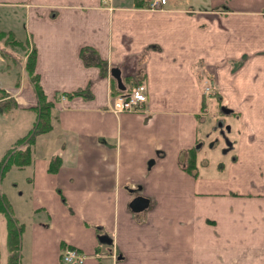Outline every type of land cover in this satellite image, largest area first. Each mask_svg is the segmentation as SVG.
<instances>
[{
	"label": "crops",
	"instance_id": "0c3cea01",
	"mask_svg": "<svg viewBox=\"0 0 264 264\" xmlns=\"http://www.w3.org/2000/svg\"><path fill=\"white\" fill-rule=\"evenodd\" d=\"M152 1L0 0L24 10L26 36L14 37L20 64L10 51V62L0 57V88L14 111L33 114L34 51L55 105L52 131L36 138L31 164L16 168L27 172L29 197L28 220L16 218L20 264H66L67 246L85 264H264V0H197L200 8L167 0L156 9ZM139 83L144 110L109 109L112 94ZM209 86L231 111L217 121L233 157L217 168L199 156L217 125L212 108L204 112ZM193 151L196 177L182 169ZM137 197L148 209L132 211Z\"/></svg>",
	"mask_w": 264,
	"mask_h": 264
},
{
	"label": "rangeland",
	"instance_id": "374dc122",
	"mask_svg": "<svg viewBox=\"0 0 264 264\" xmlns=\"http://www.w3.org/2000/svg\"><path fill=\"white\" fill-rule=\"evenodd\" d=\"M207 4H210V1H205ZM195 7L200 8L199 1L195 0ZM23 9L20 8H12L9 5H1L0 6V30H3V26H5L6 31H12V36L17 39L25 40V25L23 21ZM25 15V14H24ZM14 41L10 39H3L0 41V57L4 58L6 61L10 62L11 57L4 55L5 51L12 53L15 59L18 60V64H20V59L18 54H23V49H18L16 45L13 44ZM26 44V43H25ZM24 46V45H21ZM11 55V56H13ZM2 69V68H0ZM4 70H11L12 73V80L14 82L20 81L18 76L22 74L20 69H17L16 66L13 69H9L8 65L3 66ZM1 72V71H0ZM15 74V75H14ZM217 91H213L209 98H207V108L204 112L209 113V119L211 126L217 122V119H222V113L220 112L219 105L222 104V100L218 98ZM12 96V95H11ZM212 104L214 106H212ZM36 106V104H35ZM33 106V107H35ZM31 107V108H33ZM13 109L11 112H5L4 108L0 107V163L2 162L3 158L7 154L9 157H12L16 151H21L26 148L28 141H25L22 145H18V141L20 138L24 137L28 133L29 128L34 127V123L32 121L33 117H37L36 113L30 114L24 111H14ZM26 110V109H24ZM218 113H220L218 115ZM222 116V117H221ZM216 126V125H214ZM220 137L219 132L213 133L212 137L209 141H215L216 138ZM40 139V137L38 138ZM211 143V142H210ZM210 143L206 145V148L200 151L199 156L202 158L201 161H208L211 164V167L214 168L217 165L224 163H228L233 155L232 151L234 149H230L227 152V146L225 140L220 137L218 143L215 144L214 149H211ZM12 150V151H11ZM18 153V152H17ZM8 157V159H9ZM198 164V163H197ZM217 168V167H216ZM197 170V169H196ZM27 172L18 170L16 167H12L5 172V175L0 182V193L5 197L6 201L10 200L11 211L14 207V212L12 211L11 215L12 218L15 220L16 224H19V220L27 221L28 220V206H29V197H28V186L25 183V177ZM19 182V186L15 185V182ZM20 192H23L24 195L21 196ZM9 203V202H8ZM7 233H8V218L0 213V264H7L9 259V249L7 243ZM21 250H20V259H21ZM20 264V261H19Z\"/></svg>",
	"mask_w": 264,
	"mask_h": 264
},
{
	"label": "trees",
	"instance_id": "16d2710c",
	"mask_svg": "<svg viewBox=\"0 0 264 264\" xmlns=\"http://www.w3.org/2000/svg\"><path fill=\"white\" fill-rule=\"evenodd\" d=\"M10 39L14 41V36L10 33L0 32V41L3 39ZM15 42V41H14ZM13 42V43H14ZM18 43V42H17ZM35 62L36 57L34 51L28 56L26 62V71L28 72L30 83L33 85L35 94L37 97V104L35 107L30 108L37 115V120L34 124V127L30 132L23 138L18 141V145H22L25 141H28V144L24 150L16 151L12 157H9L7 154L0 163V182L2 181L5 172L12 167L19 169H24L26 166H29L33 160V147L38 136L48 134L52 131V116L55 109V105L52 101L48 99L45 91L43 90L39 75L35 72ZM84 91H77L72 94H66L65 97L71 98L72 95H83ZM60 96L57 97L59 100ZM0 107L4 108L5 112H10L13 109L17 108L15 99L11 94L5 89L0 88ZM12 151V150H11ZM18 152V153H17ZM196 152V151H195ZM191 152L188 160L185 164H182V169L189 174H192L194 177L197 176V154ZM9 157V159H8ZM60 167V157L56 156L51 159L49 170L52 172H57ZM0 213L4 214L8 218V233H7V243L9 249V259L7 264H19L20 261V250H21V241L23 228L18 226L15 223V220L12 218L11 206L6 201L5 197L0 193Z\"/></svg>",
	"mask_w": 264,
	"mask_h": 264
},
{
	"label": "built area",
	"instance_id": "2783aa9c",
	"mask_svg": "<svg viewBox=\"0 0 264 264\" xmlns=\"http://www.w3.org/2000/svg\"><path fill=\"white\" fill-rule=\"evenodd\" d=\"M166 2L167 0H154L152 8H158L161 5H165ZM210 91H212V88L209 86L206 89V93L209 94ZM65 99L66 98L62 97V100ZM147 99V88L142 83H139L128 93L112 95L110 97L109 109L116 114L123 112H140L144 110ZM63 260L65 263L69 264H84L86 256L78 250L66 249L63 253Z\"/></svg>",
	"mask_w": 264,
	"mask_h": 264
},
{
	"label": "water",
	"instance_id": "95a60500",
	"mask_svg": "<svg viewBox=\"0 0 264 264\" xmlns=\"http://www.w3.org/2000/svg\"><path fill=\"white\" fill-rule=\"evenodd\" d=\"M118 79H120V78H118ZM223 111H225L226 113L231 112L229 109H223ZM228 129H230V128H228ZM231 144L232 143H230V141L227 143L229 148H231ZM130 207L134 213L143 212L146 209H148L149 200L144 198V197H137L131 202Z\"/></svg>",
	"mask_w": 264,
	"mask_h": 264
},
{
	"label": "flooded vegetation",
	"instance_id": "af4514ba",
	"mask_svg": "<svg viewBox=\"0 0 264 264\" xmlns=\"http://www.w3.org/2000/svg\"><path fill=\"white\" fill-rule=\"evenodd\" d=\"M219 98V97H218ZM220 108V112L221 113H223L224 111H223V109H221L222 108V106L221 107H219ZM226 113V112H225ZM231 113V112H230ZM220 119V118H219ZM216 126L214 127L215 128V130L217 131H219L220 132V134L222 135V137L224 138V140H226L225 142H226V150L228 151V150H230V149H232L233 147H232V144H231V148H229L228 147V145H227V143L229 142V140L226 138V130H224L223 128H220V126H223L224 125V122L223 121H220V120H218L217 122H216ZM224 127V126H223ZM215 131V132H216ZM214 132V133H215ZM217 143V140H215V141H211V143H210V147H215V144ZM201 148V145H198L197 147H196V149L197 150H199ZM196 151V150H195ZM197 152V151H196Z\"/></svg>",
	"mask_w": 264,
	"mask_h": 264
}]
</instances>
